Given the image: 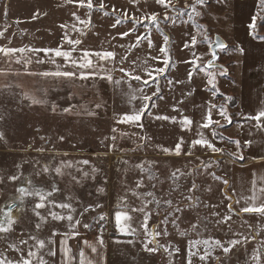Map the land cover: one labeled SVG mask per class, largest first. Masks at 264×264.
I'll use <instances>...</instances> for the list:
<instances>
[{"label": "rangeland", "instance_id": "1", "mask_svg": "<svg viewBox=\"0 0 264 264\" xmlns=\"http://www.w3.org/2000/svg\"><path fill=\"white\" fill-rule=\"evenodd\" d=\"M103 2L112 12L113 6L119 9L116 14L120 16L125 11L133 17H142L145 13L159 14V31L147 21L133 25L128 20L119 28H114L111 45L105 47L103 42L92 40L87 46L90 53L114 52L116 56L111 64L114 70L119 72L123 67L132 72L135 69L134 74L148 79L143 71L145 67H165L163 54L161 63L160 59L151 58L159 56L160 42L164 46L161 32L166 34L169 37V64L164 74L158 77L159 95L163 92V99L154 96L151 101L139 98L132 100V95L141 97L138 91L141 84L126 82L115 75H110L109 80L106 78L108 73L103 76L96 73L100 67L87 70L95 73L87 79H80L78 74L74 81L78 85L77 94L82 95L80 111L108 112L112 108L115 113L109 119L98 117L100 115L90 119H82L81 115L72 119L46 115L47 118L52 117L47 120L37 113L39 111L36 108L27 112L28 106H25L20 92L0 94V207L13 202L16 204L12 212L15 221L12 230L0 233V254L7 259L11 256L14 259L18 255L16 258L20 260L19 255H28L33 251L37 257L33 258L32 264H39L41 256L47 264H55L56 256L65 253L64 249H70L68 253H78L76 258L79 259L82 250L90 259L94 253H160L159 261L153 259V264H189V261L191 264H264V216L238 211L229 184L223 183V180H227L224 175L233 170L223 160L237 161L243 151V145L239 142L237 147L234 142L238 140L225 133L234 123L230 108L235 101L224 87L230 85L231 77L236 78L241 59V54L231 48V36L235 34L243 39L244 35L250 34L257 39L254 35H264V6L260 0H253V3L251 0H205L204 5L197 6L201 15L193 17V20L187 16L190 9H185L183 16L177 17L173 12V18L165 21V10L155 0H147V3L140 0L137 5L130 4L129 0ZM188 2L191 3V0ZM94 3L98 6L100 0H93ZM70 4L65 0H16L10 6L16 13L24 14L26 9L34 5L39 9L56 10L70 9ZM183 6L184 2H181L176 7L181 9ZM8 9L0 4V14ZM108 13L114 19L117 17ZM253 17H256V26L250 28ZM130 29L132 31L128 36L119 35ZM168 30L173 35V43L167 34ZM198 31L207 34V42H203V36L197 35ZM0 32L4 33L0 36V46L9 48L12 34L1 23ZM145 34L152 40L153 47L149 48L148 41L142 39L139 47L129 48L138 35ZM192 35H197L200 42L185 48V43L190 44ZM215 35L222 37L228 46L218 51L215 65L206 66L211 57L209 45ZM260 38L264 42V36ZM11 46L15 44L12 42ZM24 53L26 51L15 52L17 57ZM193 54L200 59H195ZM122 56L127 57L123 62L120 60ZM13 60L9 58L11 63ZM145 60L147 64L142 63ZM173 62V80L169 85L168 73ZM7 72L0 70L2 80H5ZM189 72L192 73L191 78ZM209 73L214 74L215 89L219 90L215 96L207 98L210 100L211 118L220 121L223 126L210 125L205 132V139L222 149V153H214L200 145L187 146L195 127L193 123L188 127L181 123L184 117L193 121V108L198 109L201 103L197 90L205 88ZM111 81L112 90L108 91L106 88ZM156 87H145L143 94L151 95ZM215 89L210 86V90ZM86 96L90 99H86ZM153 103L155 107H152ZM143 104L148 107L140 121L118 123L125 114L138 111ZM221 109L226 111L230 122L220 116ZM158 116H167L169 119H157ZM178 143H181V149L180 154L176 155ZM164 148L169 149V152L162 151ZM85 160L87 164L82 163ZM58 167L61 169L59 174L55 171ZM45 168L48 170L45 171ZM173 173L176 178H173ZM213 173L222 179H214ZM11 176L19 179L10 180ZM138 183L140 187H137ZM193 184L196 187L189 191ZM19 187L30 191L35 188L42 194L51 195L46 196L43 208L35 209V205L41 202L39 196L25 194L21 197L17 191ZM149 192L153 195L148 196ZM165 201H171V206ZM60 204L70 207L61 208L58 206ZM133 208H144V212H134ZM117 211L127 212L131 216L128 221L122 219L121 226L126 229L130 227L134 232L120 231L115 219ZM51 213L65 218L55 220ZM146 214L147 233L142 227ZM69 215L73 217L71 221L67 219ZM101 215L116 225L115 232L96 227ZM226 216L231 219L224 220ZM21 240L27 243L21 244ZM153 240L156 243H149ZM38 241H44L43 249L39 248ZM216 241H220L230 251L225 253L223 247L216 246ZM231 241L240 242L231 244ZM9 244L15 245L18 250L10 249ZM146 246L157 251L149 252ZM92 248L96 251L93 252ZM49 250L55 255L49 256ZM205 251L210 254L202 261L200 256ZM257 253L259 262L254 259ZM123 260L126 264L135 262V258L125 257ZM146 263L149 264V261Z\"/></svg>", "mask_w": 264, "mask_h": 264}, {"label": "crops", "instance_id": "2", "mask_svg": "<svg viewBox=\"0 0 264 264\" xmlns=\"http://www.w3.org/2000/svg\"><path fill=\"white\" fill-rule=\"evenodd\" d=\"M251 1L253 3V0ZM11 2H16V0H0V4L5 5L6 9L9 7L7 11L0 14V23L7 26L10 31L9 34H12L9 48L25 49L26 53L18 57L15 53L10 56H5L3 53H0V70H8L6 78L4 77L5 80H2L0 73V94L11 91L20 92L19 95L23 98L25 106H28L26 107L27 112L31 111L32 108H36L39 111L36 112L47 120L52 117L47 118L46 115H59L69 119L76 118L79 115H81L82 119H90L97 117V115H100L98 117L105 116V119H109L110 116L114 115L115 112H112V108L108 112L100 111L92 115H89L90 111H85V113L81 112L80 106H82L83 100L82 95L77 94L76 89L78 85L75 82L79 71L74 69L70 63H65L63 58L54 57V53L50 52L45 55L42 51L32 50L56 49L62 46V50L71 51L72 59L78 60L83 56L84 50H88L87 44L92 40L93 42L94 40L103 42L105 47H107V44L111 45L114 30L111 25L115 23L116 18L114 19L112 15H107L109 19H106L107 16L104 15V11H98L95 8L89 11L86 7H79L76 3H71L69 5L70 9L56 10H48L44 9V7L39 9L34 5L26 9L27 11L24 14H18L15 10H12L10 6ZM181 2H184V0L176 2V6L181 5ZM105 10L112 13V11L108 10V7ZM73 12L82 21H88L90 19V24L85 27L84 24H81L72 15ZM169 14L170 16H174L173 12ZM115 15L120 16L116 13ZM34 16H36L35 19H33ZM250 22L251 20L248 21V23ZM122 24L117 25L115 29L119 28ZM60 25H67V28H61ZM73 25L80 29V31L74 30ZM169 30L167 34L171 36L173 43V35ZM81 32L83 35H81ZM65 35L73 40L80 39L82 43L76 46L69 45L64 39ZM231 38V48L241 54V59L236 78L231 77L229 81L230 85L224 87L227 88V93L234 96L235 101L234 106L230 108V112L234 116V123L231 124L225 133L233 135L243 145V159L237 161L225 159L223 162H227L232 166L233 170L224 176L228 180L234 204L237 210L240 211L241 207L247 206L246 199L252 195L253 179H256L258 188L264 186V181L259 179V177L264 176V127H257L255 120L246 119V117L254 116L260 110L264 109V42L262 41L263 39H255L250 34L248 36L244 35L242 37L243 39L237 35L235 36V34ZM12 42L15 46H11ZM161 43L160 47L162 46ZM73 47H75L74 51H72ZM0 48L4 47L0 46ZM172 50L174 51L173 44ZM159 56L161 57L160 51ZM9 58H14L12 63L9 61ZM52 58L55 59V63L52 62ZM89 58L94 60V65L97 63L102 66L98 69V72L96 71L97 74H102L103 76V74L107 75L108 73V75L118 76L126 82L133 81L141 84V81H136L125 76L120 70L119 72L117 69L114 70L111 66L112 59L101 61L92 56ZM172 58L174 60V54ZM27 60H31V63L26 65L25 61ZM37 60H43L45 62L37 63ZM161 60L162 58L160 59V63ZM174 65L175 62H173L168 73V78L171 81L173 80L172 70ZM5 66L8 68H4ZM57 70L77 71V75L74 78L39 75L43 72H54ZM85 71L87 72V70ZM111 85L112 81L110 82V86L107 85L108 88L106 89L108 91L112 90ZM149 85L157 86L155 83H149ZM214 91L218 93L219 90L215 89ZM197 94L201 103L198 105V109L193 108L192 113L195 114L193 116L195 132L192 130V136L187 146H191L193 144L192 141L199 139L201 135L205 138V132L210 128H203L202 125L207 122L208 109L210 110L211 108L210 100L208 101L207 98L213 95V90H210V85L206 83L205 88L197 90ZM108 97H110V94H108ZM32 98L40 100L42 103H33ZM87 98L88 96H86ZM12 103L15 105V102ZM53 108H55V111H53ZM65 108H69L70 112H64L63 110ZM251 203V200L247 201V204ZM256 203H264V197H261ZM76 254L78 255V253H68L66 256L65 253H58L55 258V264H65L66 260L67 264H80V259L76 258ZM159 254L94 253L91 259L88 254H85V259L86 261H90L91 264H126L123 260L126 257L135 258V264H147L146 261H149V264H153L155 262L154 260L159 261ZM134 255L135 257H133ZM17 256L14 259L11 256L8 259L19 261L16 258ZM19 256L20 258H27L26 254Z\"/></svg>", "mask_w": 264, "mask_h": 264}, {"label": "snow or ice", "instance_id": "3", "mask_svg": "<svg viewBox=\"0 0 264 264\" xmlns=\"http://www.w3.org/2000/svg\"><path fill=\"white\" fill-rule=\"evenodd\" d=\"M65 2L66 3H76L79 7H86L89 11H91L94 7L98 11H104V9L107 7L105 5V3L103 2V0H100V3H99L98 6L93 4V0H65ZM129 3L133 4V5H137V4L140 3V0H129ZM145 3H147V0H145ZM155 3L165 9V14H164V17H163V19L165 21L173 18L169 14L171 12H175L177 17L183 16L185 14V12H184L185 9H190V11L187 12V16H188L189 20H193V17H198V16L201 15V12L197 10V6L204 5L205 4V0H191V3H189L188 0H184V6L181 9H177L176 0H155ZM260 3H261L262 6H264V0H260ZM117 11H120V10L116 9L113 6L112 14L115 15V13ZM72 15L74 17H76V19L81 24H84L85 27H87L90 24V19L88 21H82V20H80V18L78 16H76L75 12H73ZM104 15L107 16V15H109V13L107 11H104ZM35 18H36V16L33 17V19H35ZM262 19H264V17H262ZM128 20H131L133 25L144 24V21H147L148 24H152V25L156 26L157 30L159 31V27H158L159 23H160L159 14L155 13V12L151 13V14L145 13L142 17H133V16H131L130 14H128L125 11V12L122 13L121 16H117L116 17L115 23H113L111 26L113 28H115V27H117V25L125 23ZM185 22H187V21H185ZM144 26H145V28H147L146 24ZM255 26H256V17H253V21H252V24L250 25V28H255ZM60 27L61 28H67V25H60ZM199 27H202V26H199ZM73 28H74V30H76L78 32L80 31V29L76 28L75 25H73ZM131 31L132 30L130 29L129 31L120 33L119 35L121 37H126V36L129 35V33ZM3 35H4V33L0 32V36H3ZM81 35H83L82 32H81ZM161 35L163 36V39H164V46H161L159 51H160L161 54H163V57H164L163 64L165 65V67H159V68H148V67H145L143 69V71L147 75L148 79H143L140 75L134 74L135 69H133L132 72L126 71L123 67H121L119 69L122 73H124L125 76H128L129 78H131L133 80H136V81H141V87L138 89V91L142 95H141V97H137L135 95H132L131 96L132 100H135V99L139 98V99H142L144 101H151L152 97H154V96H158L160 99H163V96L159 95L160 94V88H159V83H158V77L164 74L165 68L169 64V51H168V48H167L169 37L166 34L162 33V32H161ZM197 35L203 36V42H207L208 39H209L206 33H200L198 31ZM197 35H192L190 44L189 43H185L184 47L185 48H189L190 46H195L197 43H199L200 41L197 40ZM64 39L69 45H72V46H76V45H79V44L82 43V41L80 39L73 40V39H70L67 35H65ZM142 39L148 41V47L149 48L153 47L152 40L149 38L148 35L145 34V35H138L136 37L135 43L131 44L129 46V48L131 49V48L139 47L140 41ZM217 45L220 48L224 47V45L222 43H220L219 41H217ZM74 50H75V47H73L72 51H74ZM17 51L25 52V49L0 48V53H3L5 56H10V55L14 54ZM32 51H42V52L45 53V55H47L48 53L51 52V53H54V57L63 58L65 63H70L74 69L79 71V78L80 79H87L90 75L95 74L92 71H87L86 72L84 70H91V69H94L95 67H102L101 65H94L93 61L89 58L90 55L97 57L101 61H105V60H109V59H113L114 60L115 56H116V54L114 52H112V51H103V52L90 53L88 50H84L83 56L80 59L77 60V59H72L71 58V51L62 50V46L61 47H57L56 49H36V50H32ZM193 55L195 57V54H193ZM126 59H127L126 56L120 57L121 62H123ZM151 59L159 60V59H161V57L160 56H156V57H152ZM195 59H200V57H195ZM214 59H215V54L213 53L212 54V59L208 60L207 65L211 66ZM44 62L45 61H43V60H37V63H44ZM52 62L55 63V59L54 58H52ZM17 63H19V61H17ZM29 63H31V60L25 61L26 65L29 64ZM142 63L143 64H147V60L143 61ZM133 64H135V61H133ZM193 66L196 67L195 64ZM201 70H203V69H201ZM77 71H68V70L61 71V70H57V71H54V72H43V73H40L39 75H42V76H53V77H63V78H74L77 75ZM29 74H31V73H29ZM188 75H189V78H191L192 73L189 72ZM208 77H209L208 81H207L208 85H210L213 89H215L216 85H215L214 74L209 73ZM106 78L111 80V76L110 75L107 76ZM150 81L157 85L156 91L152 92L151 95L143 94L144 93V88L149 86ZM117 83H119V82H117ZM168 83L172 84V81L169 80ZM215 94H216V92L213 91V95H215ZM32 102L33 103H42V101L36 100L35 98H32ZM97 107H99V105H97ZM147 107H148L147 104H143L142 107L138 111H134L132 114H125L120 120H118V123H128V122H138V121H140L141 116H142L144 110ZM152 107H155V103L152 104ZM212 107L214 108L215 105H212ZM53 111H55V108H53ZM63 111L67 113V112H70V109L69 108H65ZM92 114L93 113H91V112L89 113V115H92ZM219 114L224 120L230 122V117L227 115L226 111L221 109ZM156 118L157 119H161V120H168L169 119V117H167V116H158ZM171 119L175 120V117H172ZM246 119L255 120L257 127H264V109L260 110L254 116L246 117ZM181 123H182V125L184 127H188V126H190L193 123V121L190 120L187 117H184L182 119ZM212 124H216L217 126H220V127L223 126V125L220 124V121L212 120L211 111H209V114L207 116V122L203 123L202 126H203V128H209L210 125H212ZM113 131H115V129H113ZM213 136H215V131L214 130H213ZM61 139H63V137H61ZM181 143H183V140H181ZM181 143H178L176 145V147H175V154L176 155L180 154ZM192 143H193V145H200L202 147H207L208 149H210L214 153H222V151H223L222 149L215 147V145L213 143H211L207 139H205L203 137V135H201L199 139L193 140ZM234 143H236L237 147H239V141H235ZM38 151H43V149H39ZM162 151H164L165 153H168L169 149L164 148V149H162ZM239 158L243 159L242 156L239 157ZM82 163L87 164L88 161L85 160V161H82ZM68 166L71 167V165H68ZM44 170L47 171L48 169L45 168ZM55 171L59 174L61 172V169L58 167V168L55 169ZM177 171H179V170H177ZM85 175H87V173H85ZM212 175H213L214 179H217V180L222 179L221 177L215 176L214 173ZM173 178H176V174L175 173H173ZM9 179L15 181V180L19 179V177L11 176V177H9ZM259 179L264 181V176L259 177ZM223 183L225 185H227L228 181L227 180H223ZM137 187H140L139 183L137 184ZM195 187H196V185L193 184L192 188L189 189V191H192V189H194ZM17 191L19 192L21 197H23L25 194L38 195L41 202L37 203L35 205V209L43 208L45 206V204L43 202L45 201L46 196L51 195V193L42 194L40 192V190L35 189V188H33L30 191L28 188L19 187V188H17ZM100 191L102 192L103 189H100ZM133 195H135V193H133ZM147 195L148 196H152L153 193L149 192V193H147ZM261 197H264V186L258 188L256 179H253V181H252V195L246 199V205L247 206L241 207L240 211L244 212V213H255V214L264 216V203H256V201L259 200ZM248 200H251L252 203L251 204H247ZM157 203H159V201H157ZM165 203H167L169 206H171V201H165ZM237 203H239V201H237ZM58 206L61 207V208H69L70 207V205H68V204H60ZM15 207H16V204L14 202L6 204L5 207H0V233H7V232H10L12 230V225L15 222L14 218H13V215H12V212H13V209ZM177 210H179V209H177ZM229 210L231 211L232 209L230 208ZM132 211H134V212L135 211L144 212V208H139V209L133 208ZM37 215H39L38 212H37ZM51 215H52L53 219H55V220H62V219L65 218V217L60 216V215H58L56 213H51ZM67 219L69 221H71L73 219V217L71 215H69L67 217ZM100 219L103 220V219H105V217L103 215H101ZM115 219H116L117 227L120 229V231H122V232H124V231L134 232L135 231L134 229H131L130 227L126 229V228L121 226V220L122 219L125 220V221H128V220L131 219V216L128 215L127 212L117 211L115 213ZM223 219L224 220H229V219H231V217L230 216H226ZM147 221H148V216L146 214L145 217H144V224H142V227L145 228L146 233H147ZM220 222H223V221H218V223H220ZM77 223H79V221H77ZM173 223H174V221H173ZM5 225H7V226H5ZM37 227H39V225H37ZM85 227H88V225H85ZM193 227H195V225H193ZM154 235H159V233H154ZM239 242L240 241H231L230 243L231 244H237ZM20 243L21 244H26L27 241L26 240H21ZM62 243H66V241H62ZM100 243L102 244L103 241H100ZM149 243H156V242L153 240V241H149ZM204 243L207 244L208 241H204ZM215 244H216L217 247H223V245H221L220 241H216ZM38 246H39L40 249H43L45 247L44 241H38ZM8 247L10 249H13V250H18V249H16V246L12 245V244H9ZM146 250L149 251V252L157 251L156 248H148L147 246H146ZM92 251L95 252L96 249L92 248ZM223 251L225 253H228L230 251V249L228 247H223ZM64 252H65V255L67 256L68 252H70V249H64ZM209 254L210 253L208 251H205V253L200 256V259L202 261L207 259ZM48 255L49 256L55 255V253L52 252L51 250H49L48 251ZM192 255H195V253H192ZM35 257H37V253L33 252V251H30L28 253V255H27V258L21 257L19 261H12V260L7 259V257H4L2 254H0V264H32L33 258H35ZM254 259H256L259 262L260 256H259L258 253L254 256ZM39 264H47V261L44 260V258L41 256V257H39ZM65 264H67V260L65 261ZM80 264H91L90 261H86L84 252L82 250L80 252ZM189 264H191V261H189Z\"/></svg>", "mask_w": 264, "mask_h": 264}, {"label": "water", "instance_id": "4", "mask_svg": "<svg viewBox=\"0 0 264 264\" xmlns=\"http://www.w3.org/2000/svg\"><path fill=\"white\" fill-rule=\"evenodd\" d=\"M217 41H219L220 43H222V44L224 45V47H223V48H220V47L217 45ZM227 46H228V44L226 43V41H225L222 37H220V36H218V35H215V36L213 37V40H212V42H211L210 45H209V52H210V54H211V57H210L209 59H212V54H213V53L215 54V59L213 60L212 65H215V62L217 61V59H218V57H219L218 51H219V50H224V49H226ZM209 59H208V60H209ZM207 62H208V61H207ZM207 62H206V66H208V65H207Z\"/></svg>", "mask_w": 264, "mask_h": 264}, {"label": "built area", "instance_id": "5", "mask_svg": "<svg viewBox=\"0 0 264 264\" xmlns=\"http://www.w3.org/2000/svg\"><path fill=\"white\" fill-rule=\"evenodd\" d=\"M96 227L106 232H115L116 230V225L106 218L103 220L99 219Z\"/></svg>", "mask_w": 264, "mask_h": 264}, {"label": "trees", "instance_id": "6", "mask_svg": "<svg viewBox=\"0 0 264 264\" xmlns=\"http://www.w3.org/2000/svg\"><path fill=\"white\" fill-rule=\"evenodd\" d=\"M254 36H255L256 38H260V37H261V36H259V35H257V34H256V35H254Z\"/></svg>", "mask_w": 264, "mask_h": 264}]
</instances>
